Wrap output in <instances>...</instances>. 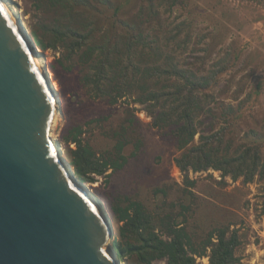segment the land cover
I'll use <instances>...</instances> for the list:
<instances>
[{
	"label": "rangeland",
	"instance_id": "obj_1",
	"mask_svg": "<svg viewBox=\"0 0 264 264\" xmlns=\"http://www.w3.org/2000/svg\"><path fill=\"white\" fill-rule=\"evenodd\" d=\"M80 1L86 5L76 8L85 10L84 15L77 12L71 25L83 29L92 21L96 37L104 41L110 36L115 15L123 22L113 27L118 54L122 62L132 59L139 68L136 76L130 75L134 92L111 100L108 93L93 89L87 77L94 72L93 66L81 52L68 58L63 44L46 50L38 46L60 94L61 110L52 133L68 164L66 152L76 147L75 134L97 157L109 159L111 151H120L117 162H109L104 173H91L93 179L83 182L108 212L113 238L117 231L113 215L132 202L156 215L167 205L173 207L174 216L184 222L195 242H202L216 228L225 227L228 234L236 230L240 240L235 251L240 258L237 264H264V178L256 174L251 182H245L243 176L233 180L213 167L182 171L174 161L183 151L174 138L175 120L166 128L155 126L146 104L135 99L147 67L165 68L170 62V68L208 79V87L198 92L193 121L196 133L186 148L201 143L203 135L214 154L235 155L248 146H261L263 159L264 0ZM8 3L32 39L34 31L46 44L51 40V26L64 27L69 21L63 8H36L32 0ZM126 31L134 35L130 50ZM180 79L163 75L145 80L155 89H166ZM172 104L167 101L164 109ZM162 237L167 239V235ZM209 252L208 248L207 255H195V264H209ZM134 258L119 260L136 264ZM151 264L167 261L156 259Z\"/></svg>",
	"mask_w": 264,
	"mask_h": 264
},
{
	"label": "water",
	"instance_id": "obj_2",
	"mask_svg": "<svg viewBox=\"0 0 264 264\" xmlns=\"http://www.w3.org/2000/svg\"><path fill=\"white\" fill-rule=\"evenodd\" d=\"M33 42L0 0V264H119L113 222L52 142L58 107Z\"/></svg>",
	"mask_w": 264,
	"mask_h": 264
},
{
	"label": "trees",
	"instance_id": "obj_3",
	"mask_svg": "<svg viewBox=\"0 0 264 264\" xmlns=\"http://www.w3.org/2000/svg\"><path fill=\"white\" fill-rule=\"evenodd\" d=\"M32 4L36 8L47 10L63 8L69 19L64 27H58L55 24L51 26V40L47 44L33 31L32 35L37 46L46 50L48 47L57 48L58 44H63L68 58L81 52V56L87 57L85 62H90L93 66L92 75L86 74L88 81L93 84L94 90L108 93L111 100L134 92V82H132L134 77L130 75L136 76L139 68L131 61L132 59L126 63L122 62L123 59L118 54L120 48L118 43L115 44L116 33L113 32V27L123 23L119 18L114 15L111 20V25L114 26L111 28L110 36L101 41L96 37L92 21L83 25V29L71 25L77 12L84 15L85 10L78 11L76 6L83 5L85 2L82 3L80 0H32ZM126 36L130 50V42L134 35L126 31ZM91 40L92 42L89 43ZM143 70H146V73L142 75L143 83L139 82L140 91L135 99L146 104L148 112L153 116L155 126L166 128L170 126L172 120H175L174 138L178 147L183 151L174 158V161L182 171H187L189 168L200 171L213 167L220 170L223 176L230 175L233 180L243 176L245 182H251L256 174L264 178V158L262 159L261 156V146H248L235 155H217L210 151V142L202 135L201 143L197 145L192 143L186 148L194 140L196 133L193 121L196 118L195 103L198 100V92L208 87L210 82L208 79L195 78L190 71L176 67L170 68V62L165 68L156 65ZM163 75L169 78L170 75H177L181 79L180 82L174 84V87L169 86L166 89L162 87L155 89L145 80L146 78L152 80L154 77ZM170 100L173 104L164 109L165 103ZM165 132L170 134V130ZM78 135L75 134L72 137L76 147L69 148L66 155L76 177L82 182L91 181L93 179L91 173H104L111 165L109 162H117L120 151L115 149L114 152L111 151L109 159L97 157L90 146L82 143ZM117 142L121 140L118 139ZM117 146L120 149V145ZM190 184L193 185L194 182ZM172 208L167 205L159 208L156 215L139 202L134 201L114 214L117 231L111 245L117 258L134 256L136 264H151L154 260L163 258H166L167 264H195V255H207L209 248V264H237L239 262L240 258L235 252L240 243L236 230L228 234L227 228H216L208 233L205 240L197 243L182 225L184 222L174 216ZM162 212L164 214L159 216ZM262 212L264 213V201ZM162 234L167 235V239L163 238ZM214 236L216 240L213 239Z\"/></svg>",
	"mask_w": 264,
	"mask_h": 264
},
{
	"label": "bare ground",
	"instance_id": "obj_4",
	"mask_svg": "<svg viewBox=\"0 0 264 264\" xmlns=\"http://www.w3.org/2000/svg\"><path fill=\"white\" fill-rule=\"evenodd\" d=\"M2 1H3L4 4L6 5V7L9 9V11L12 13V15L15 17V19L17 20V22L19 23V25H20V27L22 28L23 32L25 33L27 39H29V40L32 39V38L30 37V35L27 33L26 28L23 26L22 21H21V19H20V16H19L18 12L15 11L14 8H13L12 6L9 5L8 0H2ZM32 40H33V39H32ZM33 43H34V45H35V47H36V52L34 53V54H35L34 56H35V58H36V60H37V62H38V64H39L41 70L44 72L46 79L48 80V82L50 83V85H51V87H52V89H53V91H54V96H55V99H56V105H57V107H58V108H57V112H56V114H55V116H54V119H53V123H52V125H54V124L56 123V121H57V117L59 116V114H60V110H61V109H60V94H59V91H58V88H57L56 83L52 81V78H51V76H50V72L47 70V67H46V65H45L44 59L42 58L41 54L39 53L40 51H39L38 46L35 44V42H33ZM50 134H51L52 142H53V144H54L56 150H59L60 157H61V159H62V160H61L62 165H63L66 169L71 170V169H70V164H68V162L66 161L65 156L63 155L62 149L60 148V143H59L58 139H56V137H55V136L53 135V133H52V128H51V130H50ZM71 168H72V167H71ZM79 186L83 187L85 190H87V191L89 192V194H90L91 197L94 199L95 203L97 204L98 208L100 209V211L102 212V214L104 215V217H106L107 219H108V218L111 219L110 216L108 215V212L106 211V209H105L103 203H102L101 200L99 199L98 195H97L95 192H93V191H92L88 186H86V185H85V187H84V185H79ZM109 219H108V220H109ZM111 221H112V220H111ZM109 240H110V239H109ZM109 240H108V241H109ZM105 248H108V249L110 250V252L113 254V256L116 255L115 252L113 251V249L110 248L109 246H105ZM116 261H117L119 264H124V263L121 262L120 260H119V261L116 260Z\"/></svg>",
	"mask_w": 264,
	"mask_h": 264
}]
</instances>
